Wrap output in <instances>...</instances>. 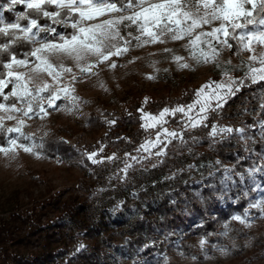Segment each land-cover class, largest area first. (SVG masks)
Returning <instances> with one entry per match:
<instances>
[{"label": "rangeland", "instance_id": "1", "mask_svg": "<svg viewBox=\"0 0 264 264\" xmlns=\"http://www.w3.org/2000/svg\"><path fill=\"white\" fill-rule=\"evenodd\" d=\"M160 2L161 0H144L142 6L134 5L129 11H116L107 7L108 4L114 3L112 0H91L92 8L102 7L104 9L103 12L97 13L91 19L88 17L81 18L79 12H72L68 7H58L56 4L46 3L42 5L43 11L58 13L64 8L70 14L76 13L77 16L74 18L69 15L61 18L45 16L48 18V22L45 24L38 22L39 29H42L40 37L29 35V38L25 39L23 32L18 29L14 30L13 39L29 43L32 50L31 57L15 58V62L11 60L6 63V65L10 64L11 66L6 68V76L2 78L5 80L6 86L3 92L0 93L4 100L0 104L5 105L4 109H0V117L4 118L2 127L5 129L6 138L4 144L0 143V148L9 147L7 141L16 137L20 138L17 141L18 145L21 143L31 145L33 143V140H25L21 133L7 131L8 128L18 126L19 120L24 121L23 132L32 134L34 143L36 145L42 143L43 147L38 149L39 156L35 149L29 152L18 146H14V150L8 154L0 151V217L6 216L13 210L12 206L15 201L23 203L21 208H24L62 190L64 197L76 195L94 200L97 205L96 210L92 212L89 209L84 213L88 223L95 221L98 215H100L101 221L105 223L111 222L116 217H120L123 221L120 226L115 225L113 227L106 240L102 239L99 243L104 250L113 254V257H110L111 259L116 257L118 262L123 264H233L234 257L238 253L251 250L259 237L264 240V203H261L264 201V155L260 158V163H253V165L247 166L244 172H241L234 169L231 161L220 159L209 147L204 145L176 154L170 160V163L174 162L177 156L185 154V164L191 162L190 164L196 165L188 167V163L182 167L178 165L179 161H175L172 166L170 165L169 176L171 177V185L174 188L169 193L187 185L189 194L184 195L179 202L172 200L169 207L177 212L185 213L189 211L193 204L203 208L209 202H215L218 208H224L227 205H236L242 198L246 197L248 202L243 212L235 211L232 216L233 219L236 216L241 217V219L234 220L238 227L248 232L245 238H239L244 245V249L240 250L236 247L234 245L235 241L232 239L231 245L234 249L218 246L212 253H203L201 258L185 255L174 247L167 252H154L152 257H146L144 248L150 242L148 234L142 233V240H140L142 245L138 248L126 239L132 224L140 213L146 209L142 207L140 209L135 205L141 204L137 198L123 196V187L118 188L115 184L116 176L125 171L129 163L126 162L123 156H119L124 153L123 151L116 150L113 144L102 138L103 134L113 124L110 121L117 122L120 117L124 116L125 109L132 104L131 97L133 95H139V97L145 99L150 95H160L167 89L169 94L174 93L179 89V85L174 83L175 80L180 81V84L198 85L199 88L205 87L200 92V96L196 97L193 103L190 104L198 103V108L195 111H191L194 106L190 110L189 105L184 107L187 117L197 114V122L202 118L206 119L208 110L201 111V109H208L209 101L216 100L220 104L217 112H219L221 106L225 105V118L223 119L224 125H217L216 128H213L216 129L215 134H220L222 127H229L227 126L228 122H236L235 129L238 128L245 118L255 117L259 111L264 112L263 89L261 91L260 88L248 87L247 84H242L243 80L235 87H230L228 81L232 80L234 82L247 69L246 60H252L253 55L257 56L256 60H252L257 65L246 72L244 77H247L250 82L260 80V76L264 75V72H254L253 69L264 68V65L260 63V58L264 56V44L253 41L251 48L254 51H250L244 49L243 45H239L230 36L227 39L230 44V40H233L237 45L238 52L215 39L211 40L212 47H209L208 43H199L193 48L189 44V37L185 36L183 39L174 40L171 38V32L167 29L161 31L159 27L152 29L156 35V42H152L151 37L138 30L139 21L137 24L123 21L119 25L113 26L114 31H118L119 34H113L112 38L106 41V44L113 52L116 49H126V51H123L120 55H112L109 60L102 63H98L97 57L92 53H86L79 64L83 67L88 64L94 65L92 73H82L80 67L77 66L76 59L67 52L53 50H45L38 55L54 66L62 64L65 68H70L71 72L54 67V71L61 73L59 84H57L43 69L39 72L34 71L40 65V60L32 55L33 49L49 42L53 44L65 43L71 40L73 34H79L80 28H87L107 20H117L121 16L132 15L134 12H140L143 8L151 7ZM23 5L28 8L26 4ZM49 7L53 8L49 9ZM76 7L80 6L77 5ZM88 7V5H85L84 10L87 11ZM244 7L251 10L257 20L264 16V13L258 12L259 5L256 9H252L250 4H245ZM117 8L120 7L117 6ZM10 9V6L0 7V13H3L4 20L0 27L17 22L16 15L9 20L5 18L4 11ZM190 11L196 16H203L206 9L201 6L199 9L193 7ZM30 19L36 18L28 17L26 24L19 21L21 28L27 27ZM241 22L243 21L241 20ZM187 23L189 21L184 22L185 25ZM222 23H224L223 20H213L211 23L197 28L195 34H199L201 31H211ZM170 26L173 29L176 28L174 24ZM183 26L181 25V27ZM160 27H163V25ZM52 28H55L56 31L52 32ZM66 28L73 31L67 37L64 35ZM257 29L264 31V25H249L245 31ZM229 30L237 35L241 31L240 29H231L230 24ZM35 31L37 29L33 28V32ZM137 36L140 37L139 41L136 39ZM219 36L221 40L224 39L223 33H220ZM43 37H48V39H43ZM208 39L207 37L201 38L202 41ZM200 48H203L204 52L207 53V60L201 56ZM166 49L170 51H166ZM175 57H182L183 59L177 60ZM19 61H24V63H19ZM113 63L116 67L110 66ZM182 64H187L188 67H181ZM10 71L23 74V79L27 81L30 89H34L38 85L42 86L47 82L54 87H68L70 92L67 96L61 93L60 98L54 101L52 106L47 103L48 93H43L45 99L35 101L33 106H35V103H43L47 109V115L30 113L25 116L23 111L10 110L13 103L19 109L24 110L27 108L26 99L21 100L18 96L9 95L15 87L16 81L15 76H8ZM73 76L76 78L73 79ZM214 78H216L214 83H209ZM221 85H224V87H221ZM8 86L10 89L6 91L5 88ZM230 94L234 97L232 105H229L232 100H230L232 97ZM73 96L77 97L75 101L72 99ZM229 96L231 97L229 98ZM163 111L164 109L161 112ZM236 112L241 114L237 118L234 117ZM160 113H150L144 110L141 118L146 129L160 127L171 122L167 121V116L173 113L171 110L162 118ZM92 115H95L105 124L104 128H99L96 121L82 127L81 123L86 122V119ZM8 116H13L16 119H8ZM211 117L214 120L218 119L216 114ZM55 126L63 131V137L68 141L70 147L78 150L77 155L62 156L57 149L46 145L43 139L49 134L51 127ZM66 128H69L72 133ZM125 129V141L130 148L138 149L141 148V145H145L141 149L148 154L166 136H170L172 133L162 131L134 148L133 146L136 145L130 143L128 138L132 136L135 139H142L143 132L141 135H136L130 124ZM95 143L100 145V149L105 152L104 154L100 155L96 148L92 146ZM108 146L113 148V153L108 151ZM90 149L92 152H81V150ZM92 153L96 154L95 159L99 162L94 163L92 159H89L93 162L92 165H89L84 160V155L87 154L89 158ZM109 157H112V159H109ZM111 168L114 170L113 173L110 172ZM85 184L96 185L97 188L92 192H88L85 189ZM113 189H116V192ZM250 191H253V194H250ZM124 206L127 207L124 208ZM19 211L20 209L17 210V212ZM58 221L54 220V222L48 223L46 215L42 214L40 216L44 231L51 236V239L55 240L58 237V241L65 240L69 243L68 252L59 261L62 264H83L87 262L89 258L86 255L89 253L92 241L83 237L80 233H75V236L71 238L70 227L55 226V222ZM28 229L29 224H24L21 233ZM232 230L233 226L228 225L224 231L226 239H230ZM151 233L163 237L164 224L161 219H157L153 223ZM202 242L204 243L202 237H196V246L200 247L203 244ZM110 243H118L121 247L119 250H115ZM41 244L42 237L38 233L33 236L29 247L31 250L36 251ZM246 264H264V257Z\"/></svg>", "mask_w": 264, "mask_h": 264}, {"label": "trees", "instance_id": "2", "mask_svg": "<svg viewBox=\"0 0 264 264\" xmlns=\"http://www.w3.org/2000/svg\"><path fill=\"white\" fill-rule=\"evenodd\" d=\"M120 7V0H112ZM10 6V0H0V7ZM9 11H4L6 19H12L19 12H24L27 16L20 22L26 24L28 17H33L39 23L45 24L48 18L37 15L32 9L24 7L23 4H17L10 7ZM53 8V7H51ZM49 7V9H51ZM260 12V11H258ZM57 18L63 16L76 17V13H69L67 9H61ZM14 30H9L13 32ZM73 31L69 28L65 29V36H70ZM14 41V42H13ZM233 49L237 51V45L230 40ZM7 44V48H0V79L4 78L7 73L6 63L11 61L13 57L23 58L31 57L32 46L23 40H14L12 35L0 34V45ZM238 52V51H237ZM241 58V56L238 54ZM216 78L209 81L214 83ZM242 84L248 87L260 88L264 99V80L250 82L244 77ZM174 83L179 85V89L169 94L168 89L157 96H147L145 99L139 95L131 97V106L125 109L124 116L112 124L111 128L103 134L102 139L108 140L114 145L116 150L124 152V158L129 165L126 170L118 174L115 179L116 187L130 188L136 190L145 178L155 180L158 178L162 170L168 169L171 165L170 160L179 152L196 149L199 146L209 147L216 156L223 160H229L233 163L234 169L244 172L247 166L253 163H260V158L264 155V112L259 111L255 117L245 118L238 128L222 127L223 129H231V131H222L220 134H213V128L217 125H224L225 118L224 107L216 113L218 119L214 120L211 116H207L204 123L196 126L193 132L186 134H178L166 136L149 154L142 150L131 149L125 141V127L130 124L136 135L146 129L145 123L141 116L144 110L150 113H160L163 109L173 110L178 107H186L193 103L196 97L200 96V92L205 87L199 88L198 85L180 84L175 80ZM206 86V85H205ZM6 91L10 87L5 88ZM4 101L0 95V102ZM198 103L194 104L195 111ZM187 112H176L167 116V121H171L176 125H181L183 119L187 116ZM194 114V113H192ZM96 121L99 128H104L95 115L89 116L86 122L81 123L82 127L87 126L91 122ZM214 126V127H213ZM66 130L70 131L69 128ZM242 130V131H241ZM63 131L59 127H51L49 134L43 139L46 145L53 149H57L62 156L77 155L78 150L72 149L68 141L63 137ZM72 133V131H70ZM6 132H0V143L4 144ZM97 152L102 155L105 152L100 149V145L95 143ZM93 147V148H94ZM92 152V150H81V152ZM85 152V153H86ZM84 160L92 165L87 156ZM36 173V172H35ZM34 173V174H35ZM88 192L94 191L97 186L85 184ZM188 186L166 194L153 204H149L145 211H142L139 217L132 224V228L126 236L127 241L135 247L142 245V233L148 234L149 244L144 248L146 257H152L153 253L167 252L171 248H176L185 255H193L201 258L203 253H212L218 246L232 247V239L234 245L240 250L244 249L243 243L239 238H245L248 232L238 227L233 219L235 211L243 212L247 205L248 199L242 198L236 205H227L224 208H218L215 202H209L206 207H200L195 204L191 206L188 212H177L169 207V203L181 201L184 195H188ZM253 194V191H250ZM104 201V200H103ZM23 203L15 201L12 208L6 216L0 217V264H62L59 259L63 258L68 252L69 243L65 240L58 241V237L51 239L44 231V225L40 222V216L46 215L48 223L55 222V226H69L73 238L75 233H80L83 237L90 239L92 245L89 253L86 255L87 262L83 264H123L118 262V258L107 252L100 246V240H106L108 234L115 225L120 226L123 221L120 217L113 218L111 222L105 223L100 219V215L92 223L87 222L84 216L85 211L94 212L97 208L94 200H88L76 195L63 196V191L50 194L43 200L37 201L34 205L21 208ZM20 209L19 212L17 210ZM161 219L164 224V235L152 234L153 223ZM29 224V229L21 233L24 224ZM228 225L233 226L230 239L224 237V231ZM40 234L42 244L36 251L31 250L30 243L35 234ZM196 237H202L204 243L199 247L195 245ZM115 249L121 247L118 243H110ZM264 257V240L259 237L251 250L245 253H238L234 257L233 264H246L258 258ZM68 264V263H65Z\"/></svg>", "mask_w": 264, "mask_h": 264}, {"label": "snow or ice", "instance_id": "3", "mask_svg": "<svg viewBox=\"0 0 264 264\" xmlns=\"http://www.w3.org/2000/svg\"><path fill=\"white\" fill-rule=\"evenodd\" d=\"M56 4L59 6L68 7L72 12H79L81 18L88 17L94 18L97 13H101L104 11L102 7L92 8L91 0H10V7L17 4H26L29 9H32L34 13L39 15L41 12L44 16H51L53 18L57 17L59 13L57 12H46L42 10V5L44 4ZM144 0H120V8H117L115 3L108 4V9L116 10V11H129L133 8L134 5L142 6ZM250 4L252 9H256L257 5H259V11L264 13V0H161L160 3L154 4L151 7L143 8L140 12H134L129 16H121L117 20H107L100 24H95L87 28H80L79 34H73L70 41H66L65 43L53 44L51 42L47 44L41 45V47L35 48L32 51V55L36 56L37 59L40 60V65L34 70L39 72L41 69L46 71L49 76L53 78L57 84H59L61 73L54 71V67L61 68L63 71L71 72L70 68H65L61 65H53L49 63L47 60L40 57L38 54L44 52L45 50H53V51H61L67 52L69 55H72L76 61L77 66L80 67L82 73L90 74L93 71L94 65L88 64L86 67L80 66L79 61H81L86 53H92L97 57V62L102 63L110 59L112 55H120L126 49H116L115 52L112 51L110 47L107 46L106 41L110 40L113 34L118 35V31H114L113 26L119 25L123 21H129L132 24L137 25L138 30L142 33H146L149 37L152 38V42H156V35L153 33L152 29L154 27H159L161 31L167 29L171 32V38L174 40L183 39L185 36L189 37V44L195 48L199 43H208L209 47H212L211 40L215 39L219 43H223L227 47H233L228 41V37H232V39L236 40L239 45H243V48L246 50L254 51L251 48V44L253 41L264 44V31L260 30H248L249 25H264V16H262L259 20L253 16V12L251 10L245 9L244 5ZM79 5L80 7H76ZM88 5V10H84V6ZM206 9L203 16L194 15L190 9L195 7L199 9L200 7ZM189 9V10H186ZM26 14L24 12H19L16 14V23L5 24L3 27H0V34L4 35H15V31L9 32V30H20L25 34V39L29 38V35L32 37H40V32L42 29H39L37 19H30L28 26L21 28L19 21L21 19H25ZM213 20H223L224 23L220 24L219 27L213 28L211 31H201L199 34H195V30L197 28L202 27L204 24L211 23ZM241 20L243 22H241ZM185 21H189L186 25ZM3 13H0V24H3ZM174 24L176 26L173 29L170 25ZM229 24L231 29H240V33L237 35L233 31L229 30ZM163 25V27H160ZM181 25H184L181 27ZM75 27V25H73ZM33 28H36L37 31L33 32ZM52 32H55L56 29L52 28ZM223 33L224 39H220L219 34ZM131 35V33H129ZM202 37L209 38L207 41H202ZM43 39H48V37H43ZM54 39V38H53ZM136 39L139 41L140 37L137 36ZM14 42V41H13ZM8 45H0V48H7ZM166 51H170L167 50ZM201 56L207 60V53L204 52L203 48L199 49ZM177 60L183 59L182 57H175ZM252 60H256L257 56L253 55L251 57ZM15 62V57L12 58ZM19 63H24V61H19ZM260 63L264 65V56L260 58ZM11 65H5V67H10ZM111 67H116L113 63L110 65ZM181 67H188L187 64H182ZM254 72H264V68L261 69H253ZM8 76L16 77L15 87L9 95L18 96L21 100H25L27 102V108L22 110L16 107L15 103L10 106L11 111L20 112L23 111L25 116H28L30 113L40 114L43 113L47 115V109L44 107L43 103H35L37 100L43 101L45 99L43 93H48L47 95V103L49 106L54 104V101L60 98V94L63 93L67 96L70 92L68 87H54L51 84L45 82L42 86L38 85L34 89H30L28 87L27 81L23 79V74L8 72ZM76 77L73 76V79ZM154 78V77H153ZM261 80H264V75L260 76ZM6 86V82L3 79H0V93L3 92L4 87ZM224 87V85H221ZM7 99V97H5ZM218 99H222L221 97H217ZM73 101L77 99V97H72ZM194 105H189V110ZM219 106V105H218ZM5 105L0 104V109H4ZM206 108H202L201 111H206ZM173 114L176 112H184V107H178L176 109L171 110ZM169 112V109H164L163 112L160 113L161 118ZM3 117H0V132H3L5 129L2 127ZM8 119H16L13 116H8ZM202 118L198 123L203 122ZM110 123H115V121H110ZM24 121L19 120L18 126L13 128H8V132H17L21 133L25 140H33L31 145L21 143L17 144V141L20 139L19 137L10 139L7 141L9 147L0 148V151H3L5 154H8L14 150V146H18L23 148L25 151H33L34 149L37 151V155L39 156V148L43 147V144L36 145L34 143V138L32 134H26L23 132ZM195 126V124L193 125ZM220 131H231V129H220ZM242 131V130H241ZM167 132V129H165ZM216 129H213V134H215ZM170 135H175V133H171ZM145 145H141V148H144ZM95 153L89 155V159H92L94 163H97L95 159ZM112 159V157H109ZM261 203H264L262 201ZM234 219H241V217L236 216ZM203 243V242H202Z\"/></svg>", "mask_w": 264, "mask_h": 264}, {"label": "built area", "instance_id": "4", "mask_svg": "<svg viewBox=\"0 0 264 264\" xmlns=\"http://www.w3.org/2000/svg\"><path fill=\"white\" fill-rule=\"evenodd\" d=\"M247 59V58H246ZM247 65V69L241 74L239 75V77L233 82L232 80L228 81V85L230 87H235L236 84H240L242 82L243 77L246 75V72H249V70L256 66L257 64L252 61L247 59L246 60ZM231 95V94H230ZM234 95V94H233ZM232 96V95H231ZM229 96V98L231 97ZM234 97L232 96L230 98L231 102L229 103V105H232V102L234 101L233 99ZM236 99V98H235ZM220 106L219 102L216 100H210L209 104H208V111H207V116L211 115V116H215L218 107ZM238 111V110H236ZM241 114L239 112H236V114L234 115V117H239ZM198 119V115L194 114L192 116L189 117H185L182 121L181 125H176L173 122H169L166 123L160 127H155V128H149V129H145L143 131L142 134V139H135L132 136H130L128 138V140L130 141V143L135 144L136 146H133L134 148H137V145H140L143 141L153 138L155 135L161 133L162 131H165V129H167L168 132H172V133H178V134H186V133H191L194 131V129L196 128L197 125H199V123L197 122ZM205 122V119L202 123ZM195 124V126H193ZM201 124V123H200ZM237 125V123H231L228 122L227 126L231 127V128H235ZM108 151L113 153V148L108 146ZM119 156H124V153H121V155ZM184 155L181 156H177L175 158V161L178 162V165L184 167L186 166L188 163V167H191V165H196V164H190L191 162H188L187 164H185V160H184ZM189 156V155H188ZM174 162L171 163L174 165ZM113 168V167H112ZM110 169V172L114 171L113 169ZM170 169H165L162 170L159 175L158 178H156L155 180H150L148 177L145 178L143 184H141V186H139L137 188V191L135 190H131L130 188H123L122 189V194L123 196H127L128 198H132L135 197L137 198L138 201L141 202V204H135L138 208L141 209V207L143 209H147L149 204H153L156 201H158L159 199H161L163 196H165L166 194H168L170 192L171 189H173L174 187L171 185V177L169 176V171ZM113 173V172H112ZM112 181V180H111ZM113 191L116 192V189H113ZM135 193V194H134ZM139 202V203H140ZM127 206H124V208Z\"/></svg>", "mask_w": 264, "mask_h": 264}]
</instances>
